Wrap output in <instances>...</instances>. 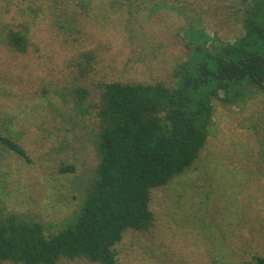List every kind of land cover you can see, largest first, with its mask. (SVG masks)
<instances>
[{
    "label": "rangeland",
    "instance_id": "374dc122",
    "mask_svg": "<svg viewBox=\"0 0 264 264\" xmlns=\"http://www.w3.org/2000/svg\"><path fill=\"white\" fill-rule=\"evenodd\" d=\"M246 2L155 1L131 16L119 0H0V30L20 31L28 41L24 52L0 42V135L28 157L0 143V209L43 223L49 234L61 229L98 164L96 87L164 80L203 37L234 41L244 31ZM86 50L96 58L83 73ZM78 88L89 93L80 104ZM238 90L235 102L213 101L197 160L151 190L152 224L124 233L117 264H235L264 256V88ZM65 165L72 169L60 171Z\"/></svg>",
    "mask_w": 264,
    "mask_h": 264
},
{
    "label": "trees",
    "instance_id": "16d2710c",
    "mask_svg": "<svg viewBox=\"0 0 264 264\" xmlns=\"http://www.w3.org/2000/svg\"><path fill=\"white\" fill-rule=\"evenodd\" d=\"M119 1L133 16L150 2L166 0ZM246 1L244 31L234 41L203 37L164 80L110 81L96 87L98 164L83 203L50 234L43 223L0 209V264H57L62 258L117 264L115 246L124 233L152 224L151 190L197 160L213 101L235 102L242 85L264 88V0ZM0 42L19 52L28 46L25 34L14 30H0ZM81 56L80 71L88 73L96 55L86 50ZM76 93L78 104L89 95L84 88ZM0 143L28 159L12 139L0 135ZM71 169L65 165L60 171ZM235 264H264V256Z\"/></svg>",
    "mask_w": 264,
    "mask_h": 264
}]
</instances>
